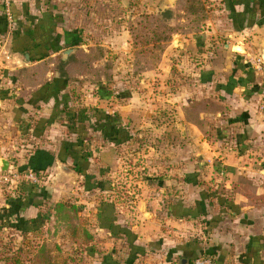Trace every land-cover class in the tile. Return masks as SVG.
Instances as JSON below:
<instances>
[{"label": "rangeland", "instance_id": "1", "mask_svg": "<svg viewBox=\"0 0 264 264\" xmlns=\"http://www.w3.org/2000/svg\"><path fill=\"white\" fill-rule=\"evenodd\" d=\"M67 3L68 7L79 10V15L87 20L85 24L80 22L79 29L64 30L66 40L57 41L53 51L57 55L32 69L26 67L21 73L13 69L18 58L10 46L0 44V79L6 78L2 77L3 73L9 76V71L14 70L10 77L18 82L19 95H26L30 87L45 81L48 71L57 72L62 80L60 86L68 87L69 91V95L59 100L63 103V108L60 107L67 114L72 113L77 121L74 126L72 116H67V124L60 125L61 119L58 127L65 126L64 131L76 135L77 140H60L58 154L53 158L60 161L63 150L68 151L67 156L78 151L85 163L79 160V173L72 159L62 164V168L51 164L50 168L34 173L23 164L25 153L20 156L16 149H11L0 155V173L5 161V172L19 175L32 172L38 179L37 184L24 180L11 186L0 183V215L6 214L2 210L7 209L9 198L22 200V194L26 202L30 203L26 196L31 194L45 205V212L37 219L40 228L34 234L22 235V227L2 230L0 226V264H44V258L36 256L42 244L48 248L54 264H98L103 253L101 248L110 249L100 245L105 242L103 234L94 232L102 204H109L114 210V201L109 202L113 197L118 213L132 212L129 206L137 194L136 183L145 185L156 181L162 174L167 176L168 171L171 180L181 179L178 168L190 158H181L179 154L193 153L188 147L191 141L184 142L182 149L186 150L179 153L185 127L187 133H193V128L181 118L185 116L187 122H197L201 111L200 128L210 137L221 126V118H225L224 107L219 105L216 80L206 70L211 59L203 57L211 49L217 33L211 23H219L220 19L224 22L209 3L204 0H73ZM9 7L12 8V0ZM11 15L13 18L12 11ZM1 17L6 22L7 33L9 23L5 11L1 10ZM18 31L15 27L10 36ZM41 46L46 51L47 46ZM68 49H73V53L63 58L62 53ZM201 67L203 71L199 70ZM230 83L229 80L228 86ZM179 106L185 107L183 113L179 114ZM60 107L56 108L55 118L63 117ZM102 114L109 116L106 126L99 120ZM99 126L103 129L97 130ZM112 187L114 194L110 193ZM55 201L75 207L72 224L76 225V236L72 237L67 224L55 218ZM83 228L92 233V241L85 242Z\"/></svg>", "mask_w": 264, "mask_h": 264}, {"label": "crops", "instance_id": "2", "mask_svg": "<svg viewBox=\"0 0 264 264\" xmlns=\"http://www.w3.org/2000/svg\"><path fill=\"white\" fill-rule=\"evenodd\" d=\"M71 1L12 0L17 22L9 25L7 33L0 10V44L9 45L19 59L18 68H13L16 72H25L24 68L32 69L55 57L56 42L66 40L56 34L79 29L80 22L85 24L87 20L79 15V10L68 7L67 2ZM204 1L224 20L211 23L217 33L211 49L203 55L211 59L206 70L216 80L219 105L224 107L223 128L217 127L210 137L200 128L201 111L197 122L181 118L193 128L189 134L185 127L181 140L179 153L185 152L182 146L186 141H191L188 147L193 152L179 154L190 158L178 168L181 179L171 180L168 171L167 176L162 174L156 181L136 183L139 189L133 206H129L132 212L118 213L113 197L109 202L114 201V210L109 204H102L94 232L103 234L105 242L100 245L110 249L101 248L98 264H174L202 255L209 256L212 264H264V114L258 110L264 74L255 69L257 60L264 62V0ZM15 27L19 31L11 37L10 31ZM41 45L47 46L46 51ZM199 70L203 71L202 67ZM13 71H9V76L3 73L7 81L0 79V155L11 149L20 156L25 153L26 167L36 151L52 156L50 164L43 161L47 169L51 164L55 167L72 162L64 150L60 152L64 163L53 158L58 154L60 140H77L76 135L64 131L65 126L58 127L61 119L60 125L67 124V116L74 121L72 113L61 109L63 103L59 101L69 95L68 87L63 89L57 72L50 70L42 84L19 95L18 82L10 77ZM59 107L63 117L55 118ZM178 108L179 114L185 111V107ZM113 191L112 187L110 193ZM24 197L22 194V200L7 199V209L2 210L6 214L0 215L2 230L22 227L20 233L30 235L40 228L37 219L45 212L43 201L29 194V203ZM118 206L122 210L121 204ZM3 222L7 224L4 226Z\"/></svg>", "mask_w": 264, "mask_h": 264}, {"label": "trees", "instance_id": "3", "mask_svg": "<svg viewBox=\"0 0 264 264\" xmlns=\"http://www.w3.org/2000/svg\"><path fill=\"white\" fill-rule=\"evenodd\" d=\"M198 0H194V2H197ZM11 8V7H10ZM0 10L4 11V5L0 4ZM12 11V8H11ZM13 13V11H12ZM14 16V15H13ZM14 18V17H13ZM15 21V20H14ZM65 31H62V33H60L61 35H66L67 33H64ZM78 119V118H77ZM102 119V123H104V125L106 126V123L108 121H106L107 119H109V116L106 114H102L99 117V120ZM74 120V119H73ZM77 123V121H73V125L75 126V124ZM100 123V125L102 124ZM98 124V123H97ZM103 125V126H104ZM77 129V128H76ZM99 129H103L102 126L98 127L97 130ZM71 131H74L73 126H71L70 128ZM106 131V130H105ZM70 144V143H69ZM67 144V147L68 145ZM78 147H81V142L78 141L77 143ZM68 152V151H67ZM81 153H79L78 151H73L72 153L69 154V156H71V158L74 160L75 165L74 168L75 170L79 173V171L81 170V167H79V160H83V156L80 155ZM63 158H60V161H62ZM44 160H48L49 164L51 163L52 160V156H50L47 152L45 151H36L35 155L33 157L30 158L29 162H28V168L29 170H31L34 173L39 172L40 170L45 169V165L43 161ZM85 161V159L83 160V162ZM63 162V161H62ZM85 163V162H84ZM44 165V166H43ZM35 187V186H34ZM54 212H55V218L61 222H64L67 224V227L70 229L71 231V235L72 237L76 236L77 230H76V225L72 224V222L75 219V207H73L72 205H66L63 202H58L56 203L55 207H54ZM82 235L84 237L85 242H89L92 241V237L91 234L82 229ZM36 256H41L44 258V264H54V262L52 261V258L49 254V250L46 247V245L42 244L41 246H39L38 250L36 251ZM195 259V258H194ZM194 259L192 260H186L188 264H190ZM62 264H67L66 262H63Z\"/></svg>", "mask_w": 264, "mask_h": 264}, {"label": "built area", "instance_id": "4", "mask_svg": "<svg viewBox=\"0 0 264 264\" xmlns=\"http://www.w3.org/2000/svg\"><path fill=\"white\" fill-rule=\"evenodd\" d=\"M2 4L4 5V11L6 15V19L10 24H12L13 18L11 15L10 7H9V0H1ZM7 60L9 59L8 56L5 57ZM256 70L261 71L264 74V62L262 59H259L255 62ZM258 110L264 114V89L260 95L259 101H258ZM19 180L28 181L33 184L38 183V179L35 177V175L32 172H28L25 175H19L17 173H13L10 171L2 172L0 173V183L3 185H13L16 184ZM190 264H212V260L209 256H199L195 258Z\"/></svg>", "mask_w": 264, "mask_h": 264}, {"label": "water", "instance_id": "5", "mask_svg": "<svg viewBox=\"0 0 264 264\" xmlns=\"http://www.w3.org/2000/svg\"><path fill=\"white\" fill-rule=\"evenodd\" d=\"M73 53V49H68L66 51H64L63 54V58H67L70 54ZM61 166V165H60ZM63 166V165H62ZM61 166V168H62ZM65 168V167H63ZM7 170V163L4 161L3 163V167H2V171L5 172ZM74 172V171H73ZM75 173V172H74ZM76 174V173H75ZM174 264H188L187 262H180V263H174Z\"/></svg>", "mask_w": 264, "mask_h": 264}]
</instances>
